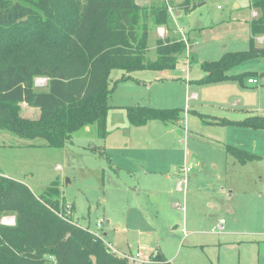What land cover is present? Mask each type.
Segmentation results:
<instances>
[{"label":"rangeland","instance_id":"374dc122","mask_svg":"<svg viewBox=\"0 0 264 264\" xmlns=\"http://www.w3.org/2000/svg\"><path fill=\"white\" fill-rule=\"evenodd\" d=\"M158 1L136 2L149 6ZM217 5L221 8L217 9ZM201 6L200 11L207 14L205 22L209 26V36L205 37L209 39L202 46L189 40L190 51L196 56L191 65L190 58L188 64L181 62L187 53L186 47L179 57L180 64L167 70L179 74L182 81L191 67L193 72L200 70L198 63L216 60L224 52L246 50L249 46L240 42L249 36L252 10L247 0H206ZM0 33L6 35L9 30H0ZM215 37L219 38L218 44L214 43ZM155 42L156 32L152 29L147 39L150 59L156 56ZM243 66L247 68L242 76H246L244 81L251 75L256 83L250 87H263L264 58H249L229 71ZM123 72L113 69L109 76L111 84L116 82V85L114 95L109 97L111 107L108 121L106 118L105 138H99L95 125L89 124L75 131L63 147L54 148L47 146L42 138H21L0 129V174L25 184L35 195L56 181L65 202L73 207L72 219L88 231L98 232L116 255L158 248L170 264H264V129L247 130L248 134H241L242 145H236L261 156L259 160L233 165L229 157L231 162L222 169L200 163L199 155L213 158L212 148L210 150L213 143L216 148L222 147L212 136L205 137L206 131H216L219 127L201 125L200 118L191 115V109L195 108L192 105L188 125L184 122V111L182 123L172 126L176 132L171 135L151 134L149 128H131L141 134L135 138L132 133L130 140L124 138L126 135L117 127L128 121L126 110L112 104L125 102L127 92L147 94L148 90L132 81L118 84L117 79ZM140 72L143 71L131 74ZM43 78L34 77L35 89L46 87L41 86ZM153 87L152 90H156ZM19 107L23 117L37 118L40 114L38 108L23 102ZM237 127L229 126V130L239 129ZM123 141H130V144L121 146ZM126 148L131 149L129 155L123 150ZM139 148L140 151L135 150ZM184 154L187 156L185 163L192 164L186 178L185 195L176 189L175 181H162L160 177L161 174H174L171 164L181 162L183 165ZM158 165L163 167L160 171L148 170L147 176L142 174L143 167L153 169L160 167ZM176 172L179 174L178 167ZM149 179L152 182L146 181ZM173 202H178L177 208L172 206ZM219 218L225 221V231L214 233L211 227ZM100 220L101 226L97 228ZM0 223L13 224L14 215L3 213ZM47 264L55 263L49 258Z\"/></svg>","mask_w":264,"mask_h":264},{"label":"trees","instance_id":"16d2710c","mask_svg":"<svg viewBox=\"0 0 264 264\" xmlns=\"http://www.w3.org/2000/svg\"><path fill=\"white\" fill-rule=\"evenodd\" d=\"M206 0H180L178 7L193 10ZM170 0L149 6L135 0H0V129L21 138H42L46 145L61 148L72 134L94 124L99 138H105L108 100L116 82L113 69L123 70L117 80L131 78L138 70L172 69L186 49L183 39L157 38L156 56H147L148 31L169 25ZM258 10L249 21L246 50L227 51L220 58L200 63L206 74L199 82L243 74L226 72L249 58H264V47L255 36L264 34V0H249ZM46 77L43 89H35L34 77ZM39 109L37 118L19 114V104ZM132 126L150 120L177 123L184 109L157 108L140 104L124 107ZM205 124L264 128V116L248 115L240 120L214 117L194 111ZM227 154L245 164L261 156L231 144ZM65 200L53 181L35 195L23 183L0 174V218L14 215V223H0V264H129L116 255L101 237L72 219L73 207L65 212ZM59 213L64 216H59ZM159 260L170 264L158 248Z\"/></svg>","mask_w":264,"mask_h":264},{"label":"crops","instance_id":"0c3cea01","mask_svg":"<svg viewBox=\"0 0 264 264\" xmlns=\"http://www.w3.org/2000/svg\"><path fill=\"white\" fill-rule=\"evenodd\" d=\"M160 1L162 0H159L158 2ZM170 1L172 2L171 8L173 12H172V17L169 15V18H170L169 25L152 26L149 29V31L154 29V31L156 32V39L168 37L169 39H172V40H180V39L185 38L186 45H187L186 46L187 53L181 62L184 64L186 62L188 64V58H190V65H191L192 60H194L196 56L194 57L193 56L194 53H191L190 51L189 40H191L192 42L194 41L193 44H196V45H201V46L205 45V40L209 39L205 37V36H209V34H207L209 32L207 30L209 26L205 22L207 18V14H205L203 11H200L202 8L201 5L197 6L193 10L185 12L183 9L178 7L179 0H170ZM247 1H248V6H249V0ZM235 6H238V4H235ZM249 8L252 10L251 19H253L257 16L258 10L255 8H251L250 6ZM217 9H220V8H217ZM199 16H202L201 17L202 19L199 18ZM158 28H161L162 31L158 30ZM248 30H249V36L246 38L245 41L244 39L240 41L241 45L243 46L244 44L249 45V37H250L249 23H248ZM203 37L204 39H201ZM211 37L210 39H213ZM254 39H255V44L257 46L264 47V34L255 36ZM218 40L219 38L215 37L214 43H216L217 41V44H218L219 42ZM196 41L197 43H195ZM195 51H196V54L199 53V50H195ZM179 61L180 60L178 58V63ZM198 65L200 64L198 63ZM233 69H234L233 71L228 70L226 73L228 75H237V74H243L247 71L246 70L247 68L245 66L239 67V68H233ZM167 70L169 69L147 70L150 73H144L145 72L144 70H138V71H143V72L135 73V74L130 73L131 78L126 79V80H120L118 84L131 82V81L135 82L138 86H142L146 88L148 90L147 94H145L144 91H139V92L130 91V92H127V96H125L126 97L125 102H123L122 104H112V105L125 107V106L133 105L131 103H134V104H140V105H149L153 107H165V108H168V107L169 108L170 107L171 108L173 107L183 108L184 107L183 109L185 111L184 112L185 116L183 118H184V122L187 125L190 122V118H191L190 113H189L190 105L195 107L194 109H191L192 116H195L194 111H197L202 114L209 115V116L225 117V118L232 119V120H240L248 115H254V114L256 115L260 114L261 116H264V112H263L264 111V85H262L263 87L261 88H258L257 86L255 88H251L250 85H254L256 83V82H252V83L248 82L249 78H253V76L251 75L247 76L246 81H244L246 77L245 76V77H241V79L228 78V79L214 81V82H199V79L202 78L206 74V72H204L201 69V67H200V70L198 71L196 70L195 72H193L194 68L191 67L189 72L187 71L186 76H184L185 79L183 80L184 81L183 83L182 78L181 76H179V74L176 73L174 75L173 73H171L172 71H167ZM191 71H192V74H191ZM263 73L264 72L262 71V74ZM165 83L166 84H179V85H176V86L175 85H165ZM46 84H47V80L45 81V83H42L41 86H45ZM153 86L156 87V90H152ZM169 89L171 90V92H169ZM112 93L114 95V90ZM109 116L107 118V121L109 119ZM182 120H179L177 123H171L172 125L168 123L163 124V122L158 121V120H150L145 125H142V126H132L130 125L129 121H126V123L123 122L120 128L117 127V129H119V131L122 132V135L124 134L126 135V137L124 138H128L129 140L131 138L132 133H134L132 136L135 138L141 134L140 131H136L137 129H131V128H143V129L149 128L150 131L148 132H150L151 134L158 133L159 135H162V134L171 135L173 134V132L174 133L176 132L175 127H172V126H175L176 124H181ZM154 122H158L162 124L164 127H162V125H157ZM200 124L203 126L210 125V124H205L202 121ZM214 126H218L219 129H216V131H209V130L206 131L208 134H205L207 135L205 137L210 138L212 136L213 139H216L215 141L216 144H219L222 147V149H220L219 147L216 148L215 143H213L212 146L210 147V150L212 148L211 153L213 155V158H205L199 155L200 154L199 152H194V153H196V155H199L200 163L202 165L208 164L213 169H217V168L222 169V168L227 167L226 165L229 162H231L229 161L230 160L229 157L233 160L232 164L236 165L235 159L226 153L224 149V144L241 146L242 145L241 139H240L241 134H245V135L248 134L245 132H247V130H251V128L247 129L246 127L241 128L240 126H238L239 129H233L232 131H230L229 126H234V125H226V126L214 125ZM157 129L158 131H156ZM242 129H244L245 131H242ZM211 133H216V134L214 135ZM263 137H264V133H263ZM125 144H130V141L129 142L123 141L121 143V146ZM129 149L130 148L123 149L124 151H126L127 155H129L128 154ZM135 150L140 151V148L135 149ZM249 150L253 151L251 148H249ZM186 154H184L183 165H187L185 163V161L187 160ZM183 165H181V162L179 163L175 162L174 164H171L172 166L171 170L174 172V174L172 175H169V174L162 175L161 174L160 177L162 181L163 180L165 181L170 180V182L175 181L176 189L178 191H183L185 195V185L179 184V181L181 182L184 179V173L181 170ZM158 166L160 167L153 168V169L143 167L142 174H145L144 176H147L146 174L148 170L155 172V171H160V169L163 168L161 167L162 165H158ZM177 167H178L179 174H177L176 172ZM188 173L186 174V177ZM146 181L152 182L151 179L146 180ZM142 182L143 181H141V183ZM177 205H179L178 202L172 203V206L174 208H177L178 207ZM224 224H225V221H224ZM224 231L225 230H223V232ZM164 258L166 259V261H168L165 256Z\"/></svg>","mask_w":264,"mask_h":264},{"label":"built area","instance_id":"2783aa9c","mask_svg":"<svg viewBox=\"0 0 264 264\" xmlns=\"http://www.w3.org/2000/svg\"><path fill=\"white\" fill-rule=\"evenodd\" d=\"M217 8H221V6L217 5ZM172 12H173L172 8H171V6H169L168 13H169V15L171 17H172ZM158 30L162 31L161 28H158ZM183 40H185V38H183ZM42 80H43V83H45L47 78L44 77ZM248 82L252 83V82H255V80L253 78H249ZM181 170L184 173V179L181 182L179 181V184L185 185L186 178H187L186 174L191 170V165H183ZM70 206L71 205L69 203H65L64 207H65V212L66 213L70 212V208H71ZM59 216L62 217V216H64V214L59 213ZM101 221L102 220H100V222H98L96 224L97 228H100ZM223 230H224V220L223 219H219V221L214 226L211 227V231L214 232V233H220ZM92 233L94 235L98 236V237H101L100 234L98 232H96V231H94V232L92 231ZM105 244L110 249L109 244L108 243H105ZM119 256H122V257L126 258V260L128 261L129 264H164L165 263V262L159 260L158 252L155 249L150 251V252H144L142 250H139L137 253H134V254H125V253H123V254H120Z\"/></svg>","mask_w":264,"mask_h":264},{"label":"water","instance_id":"95a60500","mask_svg":"<svg viewBox=\"0 0 264 264\" xmlns=\"http://www.w3.org/2000/svg\"><path fill=\"white\" fill-rule=\"evenodd\" d=\"M138 2H147L148 0H136Z\"/></svg>","mask_w":264,"mask_h":264}]
</instances>
